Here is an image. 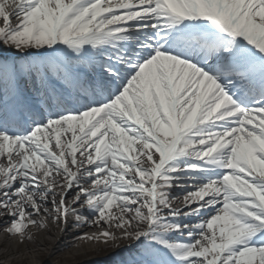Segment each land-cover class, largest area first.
I'll return each mask as SVG.
<instances>
[{
    "label": "snow or ice",
    "instance_id": "obj_1",
    "mask_svg": "<svg viewBox=\"0 0 264 264\" xmlns=\"http://www.w3.org/2000/svg\"><path fill=\"white\" fill-rule=\"evenodd\" d=\"M0 25L6 235L74 219L138 264H264V0H0Z\"/></svg>",
    "mask_w": 264,
    "mask_h": 264
},
{
    "label": "bare ground",
    "instance_id": "obj_2",
    "mask_svg": "<svg viewBox=\"0 0 264 264\" xmlns=\"http://www.w3.org/2000/svg\"><path fill=\"white\" fill-rule=\"evenodd\" d=\"M16 20H12V25L14 26L16 24ZM2 26V25H0ZM2 94V93H1ZM3 95V94H2ZM62 182V181H61ZM183 190L182 189H173L170 193L171 196L176 197V202L173 204V208H179L182 206L181 201L179 199L180 194ZM71 197H69V203ZM84 214L85 220L91 219V214L87 212L86 210H81ZM183 219V218H181ZM41 220H44L47 226V232L51 239H44L41 241H36L34 244H31L28 248V253H24L20 248L17 250V252H13L12 249H5V251L0 250V261H3L7 259L8 257L19 254L18 258L12 257L8 264H22L23 262H26L31 258V256L35 253L42 255V253L39 250V247L41 248H52L55 251H57L54 255H52V259L61 256L60 261L58 264H67L70 262V259L68 257L62 256L65 254L66 250L73 249H84L86 252L85 255L93 254L96 250H100L102 244H106V247L110 248H117L120 245H123L127 242H124L120 237L123 236L122 232H115L114 235H116L117 239L114 242L104 243L101 242H89L87 239H80V237H96L99 235L101 231H108L109 229L102 230L103 225L101 227L97 228L96 226L87 227L83 223L76 222L74 219L70 220L67 224V226L63 225L62 223L56 225L52 224L50 221L47 220V218L44 219V217H41ZM49 224H47V221ZM188 222L192 223L193 218L189 217ZM8 224V219L5 218L2 221H0V249L4 248L5 244H8V238H13L15 236H8L5 234L4 227H6ZM30 230V229H29ZM29 238V236H25V239ZM8 242V243H7ZM9 247H11V244H8ZM130 248H127L125 250H119L116 253L108 256L105 259L97 258V261L88 263V264H120L117 261L122 260L126 261V264H135L137 261H140V256L138 255L137 258L133 261H131L130 256H128V252H131ZM101 259V260H100Z\"/></svg>",
    "mask_w": 264,
    "mask_h": 264
},
{
    "label": "rangeland",
    "instance_id": "obj_3",
    "mask_svg": "<svg viewBox=\"0 0 264 264\" xmlns=\"http://www.w3.org/2000/svg\"><path fill=\"white\" fill-rule=\"evenodd\" d=\"M44 219H45V217H44ZM47 224H49L48 221H47ZM56 225H58V224H56ZM102 230H106V228L102 227ZM25 236L31 237L32 242L28 243L27 242L28 238L25 239L24 243H20L19 239L17 237L8 238V241L9 240L10 241H9V243L8 242L7 243L11 244V247H9L8 244H5L4 248H1L0 250L5 251V249H12L13 252H17V250L20 248V250H22L24 253H28L27 247H29L31 244H34L36 241H41L44 239H51L50 235L47 232L40 230V229H37V228H32L30 230H27L25 232ZM0 241H1V239H0ZM124 242H126V241H124ZM117 248L106 247V244H102L100 250H98V251L96 250L93 254H90V255H88V254L85 255L84 253L86 252V250H84V249H73V248H71L70 250H66L65 254H63L62 256L68 257L70 259V262L67 264H85L87 261L94 259L95 257L101 256V254L108 256L109 253L112 254V252L115 251ZM39 250L42 253V255L35 253L31 256V258L29 260H27L26 262H23L22 264H58L59 263L61 256H57L53 259L51 257L52 255H54L57 252L54 249H52L50 247L49 248L39 247ZM18 255L14 254V255L8 257L7 259L0 261V264H8L12 257L18 258L19 257Z\"/></svg>",
    "mask_w": 264,
    "mask_h": 264
}]
</instances>
